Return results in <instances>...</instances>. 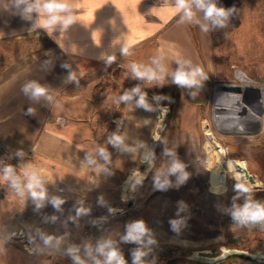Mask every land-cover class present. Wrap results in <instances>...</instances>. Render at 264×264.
<instances>
[{
  "label": "rangeland",
  "instance_id": "obj_1",
  "mask_svg": "<svg viewBox=\"0 0 264 264\" xmlns=\"http://www.w3.org/2000/svg\"><path fill=\"white\" fill-rule=\"evenodd\" d=\"M252 34L248 33L242 47L216 49L211 78L203 80L199 88L190 89V98L172 81L134 78L130 65L88 66V75L65 90L75 96L57 98L49 117L57 125H71L73 136L86 139L85 154L114 167L118 183L108 191L94 183L74 187L50 178L28 155L17 157L5 148L4 158L16 161V173L22 179L25 171H36L50 183L59 182L62 190L56 199L63 203L59 208L53 205L54 190L50 189L37 209L30 196L19 197L7 181L0 180V214L7 217L16 208H24L21 212L29 221L14 225L6 220L0 225V264H74L67 250L66 256H36V234L47 231L53 217L68 232L67 249L77 247L85 264H94L86 246H91L96 259L103 260L95 248L105 240L115 244L127 264H132V252L137 248L146 252L144 264H204L190 258L192 251L211 248L219 252L221 245L260 248L264 227H240L231 219L230 210L237 196L235 185L250 188L252 198L264 202V117L255 132L223 131L217 128V121L228 114L224 109H215L216 84H241L238 72L252 80H264V38L253 43ZM1 46L2 61L5 55L8 62L30 48L27 40H9ZM136 87L146 93L147 108L139 106L140 123L130 119L133 106H138V96L127 102L119 99ZM220 96H216L217 101L222 100ZM219 104L225 105L221 101ZM249 106L264 114V107ZM125 131L130 134L129 140L122 138ZM113 136H120L128 144L115 146L109 142ZM100 148L106 151L108 160L101 157ZM176 160L188 174L183 182L179 181V173L168 171ZM245 168L254 182L245 175ZM243 202L242 195L235 200L236 205ZM137 220L145 222L154 244L144 246L122 240L127 226ZM171 221L180 222L178 231L172 229Z\"/></svg>",
  "mask_w": 264,
  "mask_h": 264
},
{
  "label": "crops",
  "instance_id": "obj_2",
  "mask_svg": "<svg viewBox=\"0 0 264 264\" xmlns=\"http://www.w3.org/2000/svg\"><path fill=\"white\" fill-rule=\"evenodd\" d=\"M69 3L76 21L67 29L57 26L49 35L35 26L39 18L35 13L24 18L23 6L17 7L16 0H0V47L9 40H27L30 46L10 62L5 55L2 61L0 55V142L17 157L28 155L50 178L74 187L94 183L107 191L113 190L119 177L114 167L102 165L85 154L88 143L72 135L71 125H57L49 117L57 98L75 96L65 90L88 75V66L133 62L149 66L154 58L162 57L160 63L169 70L165 80L172 81L170 73L177 67L176 61L190 59L194 65L203 67L209 79L216 49L242 47L248 33H253V43L264 38V0H216L218 7L231 12L223 28L213 27L203 19L202 12H197L200 22L209 25L207 33L199 25L179 23L174 0H69ZM125 45L131 55H122ZM109 56L115 57L111 64L107 63ZM30 81L44 86L46 96L34 99L26 95L22 89ZM132 109L130 119L134 121L129 122H142L140 107L135 105ZM129 136L126 132L122 138L129 140ZM127 144L128 141L123 142ZM21 209L24 208H16L7 217L0 214L3 215L0 225L6 220L14 225L28 224ZM48 227L38 235L34 233L36 256H66L68 232L54 217ZM42 236L53 237L51 245L46 246Z\"/></svg>",
  "mask_w": 264,
  "mask_h": 264
},
{
  "label": "clouds",
  "instance_id": "obj_3",
  "mask_svg": "<svg viewBox=\"0 0 264 264\" xmlns=\"http://www.w3.org/2000/svg\"><path fill=\"white\" fill-rule=\"evenodd\" d=\"M17 7H22V16L24 18H30L35 13L39 18L36 21L35 26L45 29L49 35L53 32L57 26L62 30L67 29L76 21V16L73 14L72 5L69 0H16ZM174 8L179 15V23L184 24H196L199 25L202 32L207 33L209 31L208 23H201L197 18V12L203 13V19L211 23L213 27L223 28L230 15L231 9H225L218 7L216 0H174ZM122 55H131L129 48L125 45L121 49ZM160 59H153L152 64L155 67L133 62L129 68L132 76L138 80H144L148 82H163L166 75L169 74V70L160 63ZM115 57H107V63L114 62ZM177 67L170 73L172 83L180 88H199L203 80L207 79L202 66L194 65L190 59L177 60ZM22 91L27 95L30 94L31 98L38 99L44 97L47 94V89L35 81H30L24 85ZM133 96H138L136 104L140 107L147 108L146 93L141 92L139 87L133 88L131 92H125L120 96V101H130ZM154 99L156 97L154 96ZM32 113V109H28V114ZM110 143L119 147L123 144V140L120 136H113L110 138ZM99 154L105 160H108V154L103 148L99 149ZM90 163L92 161H89ZM170 173H179V181L183 182L188 178L187 172L184 171V165L178 160L173 161L171 167L168 170ZM0 180L7 181L9 186L15 193L23 198L25 195L31 197L36 202V208L39 209L41 202L46 198V190L44 188V182L40 175L36 171H25L23 179L17 175L16 170L7 165L0 170ZM156 182L160 185L159 177L156 178ZM167 183V180L164 181ZM162 186V185H161ZM234 191L237 193L236 197H233V206L230 210L231 219L240 227L261 225L264 227V202L254 200L252 198V190L248 187L235 185ZM244 196V202L241 205H236L235 200L238 196ZM53 205L59 208L62 200L53 199ZM112 212V209H109ZM171 227L174 231L179 230L178 221H171ZM148 238L145 243V238ZM43 243L48 246L51 245L53 237H41ZM124 242H133L140 245H151L155 241L151 239L149 229L147 228L143 220H137L127 226L126 235L122 237ZM59 243V241H57ZM68 254L71 256L74 264H85V262L78 255L79 249L75 246L67 249ZM87 255L90 256L94 264H127L125 258L120 253L118 248L111 240L101 241L97 244L95 252L103 257V260L96 259L92 255L91 246H86ZM146 256V252L142 248H137L132 252V264H144L143 257Z\"/></svg>",
  "mask_w": 264,
  "mask_h": 264
},
{
  "label": "water",
  "instance_id": "obj_4",
  "mask_svg": "<svg viewBox=\"0 0 264 264\" xmlns=\"http://www.w3.org/2000/svg\"><path fill=\"white\" fill-rule=\"evenodd\" d=\"M253 89V88H252ZM215 103L219 104V101L223 103L226 99L230 100L234 104H237L239 96L234 93H240L243 90H250L249 88L244 89L240 84L235 83H218L216 84ZM221 91V92H220ZM223 97L222 100L216 99L219 95ZM229 95H232L229 96ZM243 103L240 107L236 108L234 114L228 115L217 121V128L223 131H236V132H255L259 129L261 124L260 112L253 110L243 99ZM221 105V104H220ZM247 178L254 182V178L251 174L244 169ZM190 258L204 264H264V244L260 248L255 250H247L244 248L221 245L219 252L211 248L198 249L192 251ZM239 258L244 261L235 260ZM230 259L229 262L226 260ZM225 262V263H224ZM190 264V263H182Z\"/></svg>",
  "mask_w": 264,
  "mask_h": 264
},
{
  "label": "built area",
  "instance_id": "obj_5",
  "mask_svg": "<svg viewBox=\"0 0 264 264\" xmlns=\"http://www.w3.org/2000/svg\"><path fill=\"white\" fill-rule=\"evenodd\" d=\"M239 75H241V76H239ZM236 76L240 80V83H241L240 85H242L244 87V89H246V88L250 89V90H243L240 93H234V94H237L239 96V100H240V98H242V101H243V99H245V101L247 102L248 105L254 104V106L257 105L260 108L264 107V80L249 79L242 72H238ZM226 101H227V99L225 101H223V104ZM243 103H244V101L242 102V104ZM215 104H216L215 105L216 110L225 109V111H226L225 113L228 115H230L229 111H231V113H232L237 108V107H235L236 104H234V107H232L231 105L230 106H228V105L224 106V105H220L218 103H215ZM260 104H262V106ZM262 117H264V114H262L260 116V118H262ZM5 152H6V149H5L4 145L0 142V154H3V157L0 156V162L3 163L1 165L0 170H2L3 167H5L7 165H11L16 170L18 168L16 161L4 158V156L6 157ZM40 177L44 182V188H45L46 192H48L50 189L54 190V194H53V196H51V199L53 200V199L58 198V195H59L60 191L62 190V186H60L59 182L50 183L47 180L43 179L42 176H40ZM51 185H53V186H51Z\"/></svg>",
  "mask_w": 264,
  "mask_h": 264
},
{
  "label": "bare ground",
  "instance_id": "obj_6",
  "mask_svg": "<svg viewBox=\"0 0 264 264\" xmlns=\"http://www.w3.org/2000/svg\"><path fill=\"white\" fill-rule=\"evenodd\" d=\"M239 76H241V75H239ZM229 96L232 97V95H229ZM227 100H228V99H227ZM228 101L230 102V100H228ZM228 101L225 102V105H224V106L227 105V102H228ZM242 102H243V101H242V98H240V100L237 101V104L235 105V107H237V106H241V105H242ZM232 103H233V102H232ZM244 103H245V102H244ZM230 105H231L232 107H234V104H233V105L230 104ZM230 105L228 104V106H230ZM260 105L262 106V104H260ZM228 106H227V107H228ZM224 111H225V109H224ZM228 111H229V110H228ZM156 133H157V132H155L154 136H156ZM153 140H154V139H153ZM152 142H153V141H152ZM153 143H154V142H153ZM148 148H149V146H148ZM148 150H149V149H148ZM148 150H146L145 152L148 153V152H149ZM148 156H149V154H148ZM148 159H149V158H148Z\"/></svg>",
  "mask_w": 264,
  "mask_h": 264
},
{
  "label": "trees",
  "instance_id": "obj_7",
  "mask_svg": "<svg viewBox=\"0 0 264 264\" xmlns=\"http://www.w3.org/2000/svg\"><path fill=\"white\" fill-rule=\"evenodd\" d=\"M176 87H177L178 89H180V87H178V86H176ZM181 89H183V90L185 89L187 95L189 94V95H188L189 98L192 97V96H190V94L193 93L192 90H190V89H188V88H181ZM191 100H193V98H191ZM160 120H161V118H160ZM160 120H159V121H160Z\"/></svg>",
  "mask_w": 264,
  "mask_h": 264
}]
</instances>
